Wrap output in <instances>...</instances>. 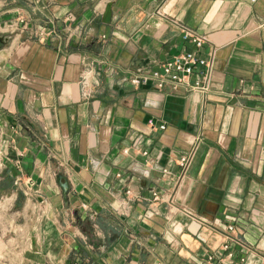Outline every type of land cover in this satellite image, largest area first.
Here are the masks:
<instances>
[{
  "label": "crops",
  "instance_id": "0c3cea01",
  "mask_svg": "<svg viewBox=\"0 0 264 264\" xmlns=\"http://www.w3.org/2000/svg\"><path fill=\"white\" fill-rule=\"evenodd\" d=\"M22 1L0 178L41 203L48 264H264V0ZM180 26L205 37L206 89L131 84L192 48Z\"/></svg>",
  "mask_w": 264,
  "mask_h": 264
},
{
  "label": "rangeland",
  "instance_id": "374dc122",
  "mask_svg": "<svg viewBox=\"0 0 264 264\" xmlns=\"http://www.w3.org/2000/svg\"><path fill=\"white\" fill-rule=\"evenodd\" d=\"M9 2L0 0V35L7 38L3 46L12 39L21 40L28 31L23 28V1ZM8 6L17 9L14 16L1 13ZM29 197L25 185L19 181L0 178V264H48L47 259L57 256L55 244L45 241L52 233L42 232L44 225L49 224L40 217L43 207ZM67 255L72 253L69 251Z\"/></svg>",
  "mask_w": 264,
  "mask_h": 264
},
{
  "label": "built area",
  "instance_id": "2783aa9c",
  "mask_svg": "<svg viewBox=\"0 0 264 264\" xmlns=\"http://www.w3.org/2000/svg\"><path fill=\"white\" fill-rule=\"evenodd\" d=\"M180 38L182 41L188 42L192 48L181 51L169 59L160 62L153 69H146L130 77V83L138 85L152 82L157 88L169 84L171 87L183 86L190 90L204 91L206 89L210 62L200 57L197 51L205 42V37L186 26H180ZM81 82L85 84V78H82ZM158 128L163 129L164 126L159 125ZM188 160V153L181 154L177 159V163L181 168H185ZM152 195V197H157L155 191H152ZM226 229L231 230L232 223L226 224ZM222 249L226 250L227 256H231L228 241L222 243ZM214 255L210 254L207 258L211 259Z\"/></svg>",
  "mask_w": 264,
  "mask_h": 264
},
{
  "label": "water",
  "instance_id": "95a60500",
  "mask_svg": "<svg viewBox=\"0 0 264 264\" xmlns=\"http://www.w3.org/2000/svg\"><path fill=\"white\" fill-rule=\"evenodd\" d=\"M6 41H7V38L6 37H0V43L5 44ZM58 182L62 186V188L65 189L66 184H65L64 177H62V176L59 175L58 176Z\"/></svg>",
  "mask_w": 264,
  "mask_h": 264
},
{
  "label": "flooded vegetation",
  "instance_id": "af4514ba",
  "mask_svg": "<svg viewBox=\"0 0 264 264\" xmlns=\"http://www.w3.org/2000/svg\"><path fill=\"white\" fill-rule=\"evenodd\" d=\"M0 37H4V36H3V35H0ZM2 45H4V44L0 43V47H1Z\"/></svg>",
  "mask_w": 264,
  "mask_h": 264
}]
</instances>
